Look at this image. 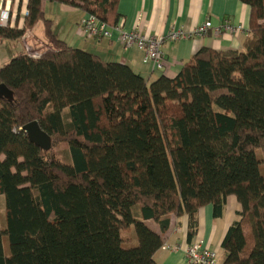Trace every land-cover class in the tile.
I'll list each match as a JSON object with an SVG mask.
<instances>
[{"label":"trees","instance_id":"16d2710c","mask_svg":"<svg viewBox=\"0 0 264 264\" xmlns=\"http://www.w3.org/2000/svg\"><path fill=\"white\" fill-rule=\"evenodd\" d=\"M43 1L119 19V0H26L22 26H0V40H22L42 22L47 41L0 66L13 95L0 97V264H155L170 216H187L190 239L198 209L220 217L229 195L240 210L221 264H264V0H239L242 51L201 46L153 80L60 39ZM33 120L67 144L68 161L28 140ZM131 226L136 242L124 247Z\"/></svg>","mask_w":264,"mask_h":264},{"label":"crops","instance_id":"0c3cea01","mask_svg":"<svg viewBox=\"0 0 264 264\" xmlns=\"http://www.w3.org/2000/svg\"><path fill=\"white\" fill-rule=\"evenodd\" d=\"M57 4V13L53 11L54 4H42V9L60 39L72 47L93 53L104 61L124 63L147 80H153L160 75L174 77L182 64L201 46L215 50L242 51L249 34V7L239 0H119L118 24L124 30L136 29L145 35H165L175 29L193 31L210 20L211 27L203 35L192 33L189 37L165 41L161 46L162 65L154 68L150 62L143 61V50L137 47L124 49L115 30L111 31L108 38L88 36L79 26V20L85 13L66 4ZM224 18H229L239 29L234 32H215L213 27L219 26ZM38 24L41 25V37L28 40L26 50L47 44L43 24ZM36 25L30 29L31 34ZM239 210L240 205L233 195L226 197L220 217L213 216L210 204L200 207L196 215V233L190 239L187 238V216H170V225L163 234L164 242L153 255L155 264H187L185 248L196 240L202 241L204 246L212 250L217 264H221L224 258L221 243L228 227L238 218ZM145 223L152 230L159 231L158 224L153 220H146ZM130 242L134 244L136 238ZM164 244H176L178 248L170 251L163 247Z\"/></svg>","mask_w":264,"mask_h":264},{"label":"built area","instance_id":"2783aa9c","mask_svg":"<svg viewBox=\"0 0 264 264\" xmlns=\"http://www.w3.org/2000/svg\"><path fill=\"white\" fill-rule=\"evenodd\" d=\"M27 14L26 0H0V26H22L23 17ZM211 27L210 20L197 27L193 31L175 29L165 35L161 34H142L136 29L124 30L120 24L109 26L98 19L93 14H86L80 20L82 32L88 36L108 38L111 31L117 32L118 41L124 49L137 47L143 50V61L150 62L154 68L161 67V45L166 40H177L191 36L192 33L205 34ZM215 32L231 31L234 32L239 27L233 25L229 18H224L219 26L213 27ZM170 251L177 250V245L164 244ZM187 264H217L215 253L202 244V241L196 240L185 248Z\"/></svg>","mask_w":264,"mask_h":264},{"label":"rangeland","instance_id":"374dc122","mask_svg":"<svg viewBox=\"0 0 264 264\" xmlns=\"http://www.w3.org/2000/svg\"><path fill=\"white\" fill-rule=\"evenodd\" d=\"M42 4H54V13L58 12L57 3L54 2H43ZM86 14L83 15V17ZM82 17V18H83ZM81 18V19H82ZM80 19V20H81ZM80 20H79V26H80ZM105 24H107L105 22ZM108 25V24H107ZM9 26V25H6ZM41 25L38 24L35 26L33 33L31 34L30 28H26L25 30V35H27L24 39L23 36L22 40H11V39H1L0 40V66L6 64L12 57L18 55L19 53H21V51L23 52H27L26 50V46H28V40H33L40 38L41 37ZM91 37H95V36H91ZM98 38H102V37H98ZM178 40V39H177ZM168 41V40H166ZM162 46V45H161ZM43 47L42 45H39L38 48ZM38 48L35 49H31L30 51L32 52L33 50L37 51ZM45 48V46H44ZM50 155H52L53 157H56L62 161H68L69 160V154H68V150H67V144L63 141H58L56 140L55 142H52V148L49 150ZM257 156H261V151L257 150L256 151ZM259 171L261 174H264V162H260L259 163ZM5 226V213H4V198L2 195H0V227H4ZM121 238L123 239L122 241V245L124 247H129L131 245H133V242L131 243L130 240L133 239L135 237L134 231L132 226L125 231H121L120 233ZM2 243H3V250L5 252V254L8 253V242H7V238L6 236H3L2 238ZM170 245H176V244H170Z\"/></svg>","mask_w":264,"mask_h":264},{"label":"water","instance_id":"95a60500","mask_svg":"<svg viewBox=\"0 0 264 264\" xmlns=\"http://www.w3.org/2000/svg\"><path fill=\"white\" fill-rule=\"evenodd\" d=\"M25 35L23 39L26 37ZM31 49L27 50V53L32 54ZM32 52H36L33 50ZM0 97L7 98L8 100H12V92L5 86L4 83H0ZM22 129L25 131L28 140L34 145L38 146L40 149L47 151L52 146L51 137L44 130H42L37 123V121L33 120L25 124Z\"/></svg>","mask_w":264,"mask_h":264}]
</instances>
